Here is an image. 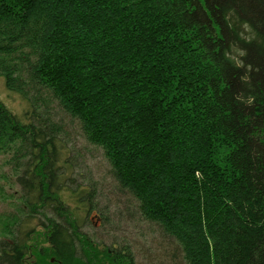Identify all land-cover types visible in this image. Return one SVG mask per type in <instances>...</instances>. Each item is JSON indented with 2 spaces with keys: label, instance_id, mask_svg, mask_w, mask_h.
<instances>
[{
  "label": "trees",
  "instance_id": "trees-1",
  "mask_svg": "<svg viewBox=\"0 0 264 264\" xmlns=\"http://www.w3.org/2000/svg\"><path fill=\"white\" fill-rule=\"evenodd\" d=\"M0 79V264H136L80 232L97 191L54 110L182 264H264V0H0Z\"/></svg>",
  "mask_w": 264,
  "mask_h": 264
},
{
  "label": "rangeland",
  "instance_id": "rangeland-1",
  "mask_svg": "<svg viewBox=\"0 0 264 264\" xmlns=\"http://www.w3.org/2000/svg\"><path fill=\"white\" fill-rule=\"evenodd\" d=\"M0 103L14 115H21L23 105L16 97L9 96L0 79ZM55 122L64 130L61 139L69 149V165L79 184H93L97 191V212H92L82 224L81 233L96 244L107 247H127L136 264H182L176 245L165 238L158 228L145 222L139 215L134 201L120 193L109 172L101 151L88 146L82 139L77 125L59 110ZM12 154L0 155V216L13 212L22 188L18 185L21 172L14 170ZM95 224L93 225V223Z\"/></svg>",
  "mask_w": 264,
  "mask_h": 264
}]
</instances>
